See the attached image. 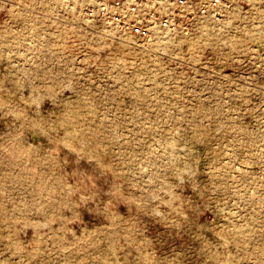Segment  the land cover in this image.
<instances>
[{
	"label": "rangeland",
	"instance_id": "obj_1",
	"mask_svg": "<svg viewBox=\"0 0 264 264\" xmlns=\"http://www.w3.org/2000/svg\"><path fill=\"white\" fill-rule=\"evenodd\" d=\"M218 15L0 0V264H264V0Z\"/></svg>",
	"mask_w": 264,
	"mask_h": 264
},
{
	"label": "built area",
	"instance_id": "obj_2",
	"mask_svg": "<svg viewBox=\"0 0 264 264\" xmlns=\"http://www.w3.org/2000/svg\"><path fill=\"white\" fill-rule=\"evenodd\" d=\"M75 12L88 23L116 33L120 41L145 42L175 31L202 16H220L231 0H73ZM217 19V18H216Z\"/></svg>",
	"mask_w": 264,
	"mask_h": 264
}]
</instances>
